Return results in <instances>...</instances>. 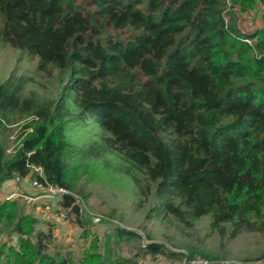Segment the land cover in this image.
Listing matches in <instances>:
<instances>
[{
	"label": "trees",
	"instance_id": "obj_1",
	"mask_svg": "<svg viewBox=\"0 0 264 264\" xmlns=\"http://www.w3.org/2000/svg\"><path fill=\"white\" fill-rule=\"evenodd\" d=\"M258 7L264 0H0V51L32 63L0 82V187L32 176L67 190L53 209L86 237L83 175L116 180L149 220L264 236V11L253 31L237 16ZM28 119L32 131L7 155L10 128ZM43 205L0 201V264H136L113 259L109 240L102 252L92 240L79 263L48 253L53 233L34 215ZM114 232V242L140 239ZM146 239L142 257L225 261Z\"/></svg>",
	"mask_w": 264,
	"mask_h": 264
},
{
	"label": "rangeland",
	"instance_id": "obj_2",
	"mask_svg": "<svg viewBox=\"0 0 264 264\" xmlns=\"http://www.w3.org/2000/svg\"><path fill=\"white\" fill-rule=\"evenodd\" d=\"M263 11L262 7H258L253 12L241 15L237 12L239 28L242 31H253L259 28L260 14ZM31 65L32 63L29 64L23 57L18 58L12 51H0V82L11 72L18 75L21 72L30 73L27 70L31 69ZM26 121L10 128L7 155L14 154L20 141L19 127L22 128ZM85 178L86 175L81 177L79 187L89 194L84 203V209L92 219V225L86 227L89 236H84V229L73 223L74 217L71 215L66 221L59 220L55 216V210L52 217L38 216L39 229L51 230L53 233L54 240L48 249L50 254L70 253L74 262L79 263L92 240L97 239L101 252L104 244L109 240L113 259L121 257L135 261L136 264H184L180 260L170 258L167 254L157 255L154 258L142 257L139 247H145L149 243L146 239V234H149L153 243L162 244L171 251L185 253L186 247H192L214 255L225 256V261L237 264H264V259L256 260L264 254V236L258 233L242 232L231 240L220 239L209 229L208 219L200 220L190 229L175 222L149 220L146 217L149 207L139 205L131 191L122 189L116 180L102 177V181H85ZM96 219H102V221L99 222ZM116 227L133 231L140 235V239L124 238L114 242ZM12 242L15 244V239ZM246 260L251 261L246 262Z\"/></svg>",
	"mask_w": 264,
	"mask_h": 264
},
{
	"label": "built area",
	"instance_id": "obj_3",
	"mask_svg": "<svg viewBox=\"0 0 264 264\" xmlns=\"http://www.w3.org/2000/svg\"><path fill=\"white\" fill-rule=\"evenodd\" d=\"M29 122L26 121V124ZM32 129L28 128L25 130H22L21 127H19V134H21V132H31ZM20 142V141H19ZM19 143L16 147V149L19 147ZM9 152V151H8ZM16 152V150H15ZM13 152V153H15ZM33 173L37 174L39 177H43V170L40 167H31ZM15 178L17 179V181H19V177L15 176ZM29 186L32 190H34V194H27L21 191H16V192H11L8 195L5 196L4 200L5 201H10V200H18L21 201L23 204L31 206L34 203L37 204H44L42 207L38 206L36 209L39 212V216H50L52 217L53 215V205L55 204L56 200H58L61 196L67 195L69 194V192L61 187H57V186H51V185H43L42 183H40L37 178L35 177H30L29 178ZM76 198L78 199V197L76 196ZM79 201V200H78ZM56 217H58L59 220L61 221H66L65 220V216L63 213L56 215ZM97 221L100 222L99 219H96ZM184 264H209L207 261H203L201 259H195L193 261H191L190 263H187V261H184ZM219 264H237L236 262H230V261H220ZM239 264V263H238Z\"/></svg>",
	"mask_w": 264,
	"mask_h": 264
},
{
	"label": "crops",
	"instance_id": "obj_4",
	"mask_svg": "<svg viewBox=\"0 0 264 264\" xmlns=\"http://www.w3.org/2000/svg\"><path fill=\"white\" fill-rule=\"evenodd\" d=\"M29 180L30 179L28 178L24 180L23 183H20V181H17V179L15 178V180L11 182L2 184V186L0 187V201L4 200L5 196L11 192L21 191L27 194H34V190H32L29 186ZM34 215L39 216V212L37 211V209L35 210Z\"/></svg>",
	"mask_w": 264,
	"mask_h": 264
}]
</instances>
